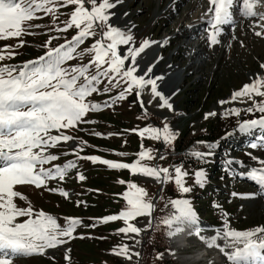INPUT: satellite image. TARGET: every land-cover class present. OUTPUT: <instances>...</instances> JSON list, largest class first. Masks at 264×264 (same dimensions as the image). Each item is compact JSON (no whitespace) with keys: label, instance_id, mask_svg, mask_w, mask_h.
Listing matches in <instances>:
<instances>
[{"label":"rangeland","instance_id":"rangeland-1","mask_svg":"<svg viewBox=\"0 0 264 264\" xmlns=\"http://www.w3.org/2000/svg\"><path fill=\"white\" fill-rule=\"evenodd\" d=\"M205 5V1L202 3V0H122L112 10L116 15L111 23L130 29L137 47L145 40L155 43L165 39V42L157 49L151 48L149 51L147 49L141 54L137 60L139 65L137 74H145L146 78H157V90L166 98L160 87L170 78L157 77V75L169 65H174L175 70L170 77H178L171 86L176 90L171 97L167 98L173 107L172 109L160 107L162 100L153 96L148 86L141 97L144 99L143 108L134 91L126 99L117 101L113 107L89 113L86 117L89 123L62 130L66 135L77 138L73 141L75 145L62 141L57 147L50 149L51 153L57 154L60 158L45 167L64 165L68 161H75L77 167L70 169L63 180L59 178L49 180L45 188L38 189L33 185L15 186L14 190L22 193L26 199L14 198V202L20 208L31 206L34 211L42 210L57 218L62 226L66 224V218L69 217L79 218L83 223L77 227L74 238L68 243L47 250L45 255L17 257L13 260V264H187L190 260L186 259L188 253L185 250L171 254L173 245L167 235L168 230L163 225L152 229L147 228L151 217L144 216L130 221L145 229L138 236L132 233L128 235L118 233L119 228L127 226L123 220L108 223L102 221L101 218L118 215L126 209L127 201L124 199V194L129 191V183L143 187L148 193L147 198L155 203L156 211L153 216L156 219L152 220L154 226L160 218L173 211L169 203L171 200L185 197L190 199L196 212L206 215L208 221L218 224L217 227L212 226L203 215V219L199 220L200 225L203 226H200L199 238H205L201 239L205 244V250H216L221 254L218 258L215 256V259L200 264H217V262L228 260L219 248L207 246L211 237L218 231L224 230L226 222L234 230H250L257 226H264V199L255 198L258 196L256 187L247 183L248 181L244 182L247 180L246 177L242 180L238 175L240 173L244 176V172L251 169L248 164L237 158L238 154L241 158L264 159V147L253 149L245 146L247 139L239 141L241 132L238 126L242 122V114L244 113L245 119L253 116L243 111L244 108L251 106V101L241 103L237 100L220 104V101L229 100L233 93L245 84L251 83L250 77L254 79L258 74L264 77V68H261L264 64V36L254 34L255 31L264 32V28L254 29L255 18H253L254 23L239 26L238 31L224 39L223 44L216 49L205 48V44L202 45L204 48L199 47L198 41L201 37L189 39L187 35L191 30L187 33L184 31L188 27L197 26L198 28L199 22L201 25L206 23ZM73 8L74 6L61 7L55 16L38 13L43 18L29 22L40 25L39 28L29 30L34 34L0 40V49L10 45L13 46L10 51L16 53L14 59H5L2 63L20 65L36 60L45 54L47 48L44 45L50 39L51 47L70 40L77 34L74 27L66 32L56 29L64 27V22L69 20ZM256 10L264 12V7L258 6ZM196 18H198L197 21H195ZM207 29L208 25L203 33H207ZM100 38V33L97 31L95 37L89 38L80 45L78 52L84 54L68 61L66 66L88 64L93 59V54L85 50ZM170 39H172L171 42ZM20 41H24L22 47L19 46ZM186 45L189 47L185 48ZM119 50L121 54H124L126 46H120ZM196 51H201L204 55H196ZM208 52H211V58L207 57ZM158 60H160L159 63L155 64ZM129 63L126 61L125 66L127 67ZM150 65L156 66L153 75L152 67L150 72L144 71ZM99 87L101 89L110 87L111 91L92 94L88 98L92 102L103 103L110 97L115 98L122 90L120 87L108 85L107 81ZM254 98L264 99V97ZM231 108L241 109L240 116L228 114ZM207 113H216V115L205 118ZM165 123L175 132V140L170 145L162 140L150 139L147 134L143 138L139 136V130L147 126L163 128ZM132 129L137 131H130ZM226 138L231 141V144L225 142L221 145L220 142ZM206 139L215 140L214 146L209 147L211 151L204 150L203 140ZM261 142L264 144V141ZM77 145L83 149L79 152V156H99L101 159L119 163H135L140 160L141 164L169 169L182 166L189 173L186 185L191 188V191L183 194L174 183H162L154 178L144 177L139 173V168L136 172L114 170L98 162L79 159L77 155L72 154V149ZM217 147L221 152L218 151L220 155H216ZM146 149L152 150L154 159L149 160L147 156L140 159L139 153ZM179 149L183 150L181 154L177 152ZM193 151L215 154L223 159V162L219 163L220 168L213 172V161L206 162V156L197 158L190 155ZM118 153L128 155L120 156ZM160 156L165 158L161 160ZM232 167H235V172ZM199 169H203L206 173L203 187L195 183L194 173ZM219 171L221 172L218 174ZM78 173L83 174L86 179L80 181ZM217 179L223 182L222 185H220L221 182L217 183L219 187L211 183H216ZM120 180H124L125 183H119ZM49 188L64 189L69 196L65 197L58 192L49 191ZM81 201L84 203H80ZM223 204L228 206L222 207ZM25 219L27 217H21L18 222ZM218 243L223 245L225 241L219 240ZM125 244L129 246L131 253L139 252L140 255L138 257L133 255L132 259L128 260L122 255L113 254V250ZM68 249L71 250L70 253L66 251ZM66 255H70V260L65 259ZM195 256L200 257L201 253Z\"/></svg>","mask_w":264,"mask_h":264},{"label":"snow or ice","instance_id":"snow-or-ice-1","mask_svg":"<svg viewBox=\"0 0 264 264\" xmlns=\"http://www.w3.org/2000/svg\"><path fill=\"white\" fill-rule=\"evenodd\" d=\"M121 2L122 0H0V40L34 34L29 30L39 28L40 25L29 22L42 19L43 17L38 15L41 12L55 16L61 7L74 6L69 20L64 22V27L56 30L66 32L73 27L77 30L75 36L56 47H51V39L45 42L44 47L47 51L43 56L20 65L2 63L5 59L15 58V51H10L13 46L5 45L0 49V264H13V260L20 256L45 255L47 250L64 245L74 238L77 227L83 223L79 218L69 217L62 226L52 215L42 210L34 211L31 206L20 208L14 202V198L26 199L22 193L14 190L15 186L33 185L38 189L45 188L49 180L57 178L63 180L70 169L77 167L75 161L45 167L60 158L57 154L51 153L50 149L57 147L62 141L66 143L77 139L72 135H66L62 130L89 123L90 121L86 119L89 113L113 107L117 101L126 99L134 91L143 108L144 102L141 97L148 86L151 94L162 100L160 107L168 109L173 107L157 90V78H146L145 74H137L138 58L154 42L145 40L137 47L130 29L111 23L116 15L112 10ZM258 6L264 7V0H209L205 16L208 24L206 31L209 32L207 39L210 44L216 45L220 42L218 37L222 33V26L235 23L234 10H238L239 15L244 18H255L254 29L264 28L262 23L264 12L257 11ZM97 31L101 38L95 40L85 50L93 54V59L86 65L66 66L68 61L84 54L78 52L80 45L95 37ZM254 34L264 36V32L261 31H255ZM23 45L24 41H20L19 46ZM120 46H126L124 54H121ZM126 61L130 62L127 67ZM151 67L152 65L145 71L150 72ZM261 68H264V64ZM250 79L252 82L235 91L229 100L220 101L221 105L237 100L241 103L251 101V106L244 108L243 111L256 118L244 120L238 126L239 132L246 134L254 130L264 132V99L254 98L264 97V77L258 74L256 78ZM105 81L108 85L120 87L122 90L115 98L110 97L103 103L89 100L92 94L111 91L110 87L103 89L99 87ZM241 111L239 108H231L228 114L240 116ZM212 115L216 113H207L205 118ZM53 132L57 134L53 135ZM146 134L150 139L162 140L169 145L175 140V132L167 123L163 128L147 126L139 130L141 138ZM82 150V147L77 145L72 149V154L77 155L79 159L98 162L114 170L136 172L139 168V173L144 177L154 178L162 183H174L183 194L191 191L186 185L189 173L182 166H176L174 169L153 167L141 164L140 160L135 163H119L101 159L99 156H79ZM210 154L199 151L190 153L197 158ZM146 156L149 160L155 158L151 149L139 153L141 160ZM164 158L160 156L161 160ZM251 158L260 166H254L244 174L264 188V159ZM194 177L195 183L203 187L206 180L205 171L197 170ZM78 179L83 181L86 177L78 173ZM119 183L124 184L125 181L120 180ZM128 188L129 191L124 194L127 201L126 209L118 215L101 218L104 223L123 220L127 226L119 228L118 233L140 235L145 229L130 221L149 216L152 219L149 220L147 228L163 225L168 230L169 237L186 229H194L196 235H200L198 213L190 199L185 197L171 200L169 203L173 211L160 218L154 226L152 220L156 219L153 216L156 205L147 198V191L135 183H129ZM48 190L65 197L69 196L64 189ZM21 217L27 219L18 222ZM219 240L225 243L220 245ZM207 246L219 248L232 264H264V226L250 230H234L226 222L224 230L211 237ZM66 251L70 253L71 250ZM113 254L122 255L128 260H131L133 255L137 257L140 255L139 252L131 253L127 244L113 250ZM65 259L70 260V255H66Z\"/></svg>","mask_w":264,"mask_h":264},{"label":"bare ground","instance_id":"bare-ground-1","mask_svg":"<svg viewBox=\"0 0 264 264\" xmlns=\"http://www.w3.org/2000/svg\"><path fill=\"white\" fill-rule=\"evenodd\" d=\"M203 1H205V3H206L205 6L208 9V7H209V0H202V3H203ZM234 17H235V23L233 25H224V26H222V33L218 37V39H219L220 42L218 44H216V45H211L210 42H209V40L207 39V36L209 35V32L208 31H207V33H203L205 27L208 25L207 22L204 25H201L200 24L201 22H199L198 23V28H197V26L188 27V29H186L184 32L187 33L189 30H191L190 33H189V35H187V37L189 39H192V38L193 39H196V38H198V36H199V38L201 37V39L198 38L199 39V41H198L199 42V47L202 46L203 44H205V48L209 47V49H211V48L212 49H214V48L216 49L217 46H220L221 44H223L222 41L224 39H226L228 36H230L236 30L238 31L239 26H244L245 24L246 25H248V24L250 25V23L252 24V22L254 23V21L252 19L244 18L241 15H239L238 10H234ZM198 18H196L195 21H197ZM204 19H206V21H207V17L204 18ZM171 41H172V39H170V42ZM164 42H165V39H162V40H159V41H157L155 43H152L150 47L146 48V50L148 49L147 51H149L151 48L157 49ZM174 43H176V42H174ZM163 47H166V46H163ZM187 47H189V45H186L185 46V48H187ZM202 47L204 48V46H202ZM181 53H182V51H181ZM195 54L196 55L198 54L200 56L204 55L201 51H196ZM207 54H208L207 57H210L211 58V56H212L211 52H208ZM160 60L156 61L155 64L156 63H159ZM191 65H193V63ZM142 69H144V68H142ZM155 70H156V66H153L152 67V75H153V73H154ZM174 70H175L174 65H169L165 70H163V72L161 74L157 75V77H163L164 76V77L170 78L169 80H167V82L164 85H161V87H160L162 89V91L165 93V97L166 98L171 97L172 93L176 90V89L174 90V88L172 89V87H171L172 86V83L176 82V80L178 79L177 76H174V77L171 76L172 78L170 77V74ZM143 101H144V99H143ZM252 117H254V116H252ZM252 117L246 118V120H250ZM258 132H262V131H260V130H254L253 132H250V133H247V134L246 133H241V135L239 137V141L241 139H249L251 141V144H249L248 147L253 148L252 145L254 144L257 147H255L253 149H256L258 147L261 148L262 147V144L259 143V142H256V139H255V134L258 133ZM253 137H254V139H252ZM228 139H232V138L231 137H228ZM228 139L226 138V140L220 142V144L223 145L226 141H229ZM69 145L74 146L75 143H73V141H69ZM241 160H243V162H245L246 164H248V166L250 168H252L254 166H256V167H259L260 166L252 158L251 159H248L246 157L245 158L242 157ZM232 170L235 172V167H232ZM247 172L248 171H246L244 173H247ZM243 177H244V179L246 177L247 180H249L251 183H254V184H256L258 186V188H259V195L258 196H255V198H262V199H264V188H261L256 182H254L253 180H251L247 175H245V174H244V176L241 175V178H243ZM198 217H199V215H198ZM217 225L218 224L216 223V226ZM186 231H195V230L194 229H189V230L187 229ZM190 239H191V242H193V239L192 238H189V240ZM191 248H190V250H191ZM229 263H230V261H228V260H226V261L223 262V264H229Z\"/></svg>","mask_w":264,"mask_h":264},{"label":"trees","instance_id":"trees-1","mask_svg":"<svg viewBox=\"0 0 264 264\" xmlns=\"http://www.w3.org/2000/svg\"><path fill=\"white\" fill-rule=\"evenodd\" d=\"M215 167V166H214Z\"/></svg>","mask_w":264,"mask_h":264}]
</instances>
